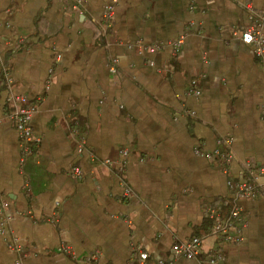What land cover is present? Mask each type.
Wrapping results in <instances>:
<instances>
[{
  "label": "crops",
  "instance_id": "1",
  "mask_svg": "<svg viewBox=\"0 0 264 264\" xmlns=\"http://www.w3.org/2000/svg\"><path fill=\"white\" fill-rule=\"evenodd\" d=\"M81 1L0 0V264H83L93 254L138 264V250L208 264L215 248L225 264H264V196L229 186L249 177L247 163L264 165V53L234 34L253 22L247 0H119L106 32L109 0ZM248 1L264 16V0ZM181 36L176 54L136 45ZM9 76L38 106L41 142L26 158L9 118ZM75 129L97 158L127 148L124 169L81 155ZM225 137L230 164L201 153L224 149ZM236 203L241 240L209 235L196 259H173L176 242L212 232L211 208L228 214Z\"/></svg>",
  "mask_w": 264,
  "mask_h": 264
},
{
  "label": "built area",
  "instance_id": "2",
  "mask_svg": "<svg viewBox=\"0 0 264 264\" xmlns=\"http://www.w3.org/2000/svg\"><path fill=\"white\" fill-rule=\"evenodd\" d=\"M119 0H109L105 4L104 15H103V26L105 28L104 32L111 26L114 18L115 8ZM81 0H76L75 7L81 4ZM246 9L249 12L253 22L250 23L241 32L235 31L234 34L246 44L253 45L254 51L258 56H262L264 53V33L261 30V26L264 20V16L260 15L255 6L251 1L245 2ZM184 41V36L169 42V43H155L146 44L143 41H137V47L146 49L149 52L156 53L167 46L173 48L176 54ZM117 59H113V64L110 66L112 72H116ZM8 83V101L11 103V110L9 112L10 120L15 124L19 134H20V148L24 154V158L28 155L34 153L35 149L39 146L41 138L36 136L32 127V120L34 115L38 110V106L30 102L29 97L26 94H18L13 91L12 88V78L7 77ZM190 93L199 95L201 93L200 89L197 87V80L191 81ZM78 138V151L82 155L85 152L95 160L97 163L103 166H114L120 167L121 170L127 164L128 149L122 148L119 150V154L115 158H97V156L90 152L87 148L86 138L79 130L75 129ZM219 145L225 144L227 147L221 149L220 147L214 148L211 152L206 153L208 157H214L219 159L225 164H230L232 162V154L229 150L230 139L229 138H219L217 139ZM24 160V159H23ZM247 168L249 171V177L241 182L229 181V186L235 191L237 197L253 198L258 195L264 196V165L253 167L251 164L247 163ZM71 175L76 178L83 177V170L79 166H73L71 168ZM133 193L132 188L127 185L125 187V196L130 197ZM208 216L210 219L214 220V227L211 233L203 235H194L191 239L181 242H176L171 250L173 259L187 258L196 259L201 253L203 241L209 235H214L215 237H220L226 241H239L241 240V230L245 224V218L243 214V207L239 204H234L228 214H222L218 209L211 208L209 210ZM13 248L20 251L22 248L17 244H11ZM60 251L68 253L70 252V247L68 245H62ZM138 264H171L170 261L165 259H158L153 261L150 254L144 250H138L137 256ZM206 262L208 264H225L226 256L225 253L219 248L212 249L207 257ZM83 264H100L97 254H93L82 259Z\"/></svg>",
  "mask_w": 264,
  "mask_h": 264
},
{
  "label": "trees",
  "instance_id": "3",
  "mask_svg": "<svg viewBox=\"0 0 264 264\" xmlns=\"http://www.w3.org/2000/svg\"><path fill=\"white\" fill-rule=\"evenodd\" d=\"M208 218L210 219V217L208 216ZM211 224H212V228L214 227V221L212 219H210Z\"/></svg>",
  "mask_w": 264,
  "mask_h": 264
}]
</instances>
